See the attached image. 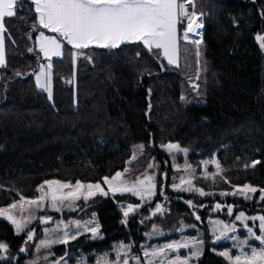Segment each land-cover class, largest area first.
I'll use <instances>...</instances> for the list:
<instances>
[{
    "label": "trees",
    "instance_id": "obj_1",
    "mask_svg": "<svg viewBox=\"0 0 264 264\" xmlns=\"http://www.w3.org/2000/svg\"><path fill=\"white\" fill-rule=\"evenodd\" d=\"M193 1L202 14L203 35L195 47L186 38V17L179 21L177 65L141 42L87 46L77 56L63 42L61 55L51 59V100L34 80L43 57L34 41L42 28L33 2L15 1L13 13L3 21L0 207L21 196H36L37 186L49 178L101 182L124 168L135 143L162 160L159 146L172 142L187 148L193 161L213 156L231 184L254 187L249 200L233 202L264 218V0ZM196 69L203 72L193 87L187 77ZM198 185L228 188L218 175ZM167 194L178 193L167 189ZM119 202L138 199L130 193H97L80 201L95 212L101 237L81 233L53 251L62 255L81 249L92 258L120 242L137 251L146 226L136 215L124 220ZM190 212L172 202L166 215L170 220L165 216L158 223L163 230L176 229L174 220L187 216L197 224ZM23 243V235L0 218V244L5 247L0 256L9 255L0 264H23L25 255H17ZM212 245L205 244L196 264H236ZM130 264L144 263L138 259Z\"/></svg>",
    "mask_w": 264,
    "mask_h": 264
},
{
    "label": "rangeland",
    "instance_id": "obj_2",
    "mask_svg": "<svg viewBox=\"0 0 264 264\" xmlns=\"http://www.w3.org/2000/svg\"><path fill=\"white\" fill-rule=\"evenodd\" d=\"M186 38L194 42L195 47L201 41L197 42L187 35ZM77 55L78 52H75ZM41 56L43 61L34 73V80L37 88L51 100L54 46L51 43L45 45ZM197 56L199 52L196 50L198 59ZM186 60L189 63L191 57ZM3 62L1 38L0 65ZM200 72L203 69H196L187 77L189 85L198 87ZM144 149L143 143H135L124 168L113 176L104 177L101 182L49 178L37 186L36 196H21L13 203L1 206L0 218L7 220L15 232L24 237L19 249L25 255L23 264H130L138 259L144 264H196V258L208 242L213 244L212 249L216 253L232 263L264 264V218L260 214L247 213L239 208L241 204L233 202V198L249 200L254 187L231 184L222 175V169L218 168L213 156L193 161L188 157L187 148L176 143L159 146L165 154L162 160ZM210 165L214 166L213 170L209 169ZM215 175L220 176L228 188L212 190L198 185L204 178ZM158 178H161L159 184ZM167 179H170L169 184ZM167 189L178 193L175 195L183 193L182 196L193 202L189 210L197 217V224L185 216L174 220L178 228L168 226L163 230L158 218L169 215L172 202H175V195L167 194ZM97 193H130L138 199V203L119 202L124 220L136 215L146 226L145 239L138 245L137 251L129 243L120 242L110 251L95 254L92 258H88L81 249L62 255L55 253L53 246L67 243L81 233H88L93 238L101 237L95 212L85 204H79ZM205 198L208 201H204ZM158 202L161 203L160 211L149 217ZM169 216H166V221L170 220ZM35 224H38L36 229L33 228ZM0 258L7 260L9 255L3 253Z\"/></svg>",
    "mask_w": 264,
    "mask_h": 264
},
{
    "label": "crops",
    "instance_id": "obj_3",
    "mask_svg": "<svg viewBox=\"0 0 264 264\" xmlns=\"http://www.w3.org/2000/svg\"><path fill=\"white\" fill-rule=\"evenodd\" d=\"M16 0H0V39L4 18ZM42 30L35 37L40 51L51 43L55 57L63 42L76 49L141 42L157 48L168 64L179 63V21L187 18L183 0H31ZM54 41V44H52ZM53 57V58H55Z\"/></svg>",
    "mask_w": 264,
    "mask_h": 264
},
{
    "label": "built area",
    "instance_id": "obj_4",
    "mask_svg": "<svg viewBox=\"0 0 264 264\" xmlns=\"http://www.w3.org/2000/svg\"><path fill=\"white\" fill-rule=\"evenodd\" d=\"M185 2L190 7L187 16L188 25L186 26V34L198 42L203 35L202 14L195 9L193 0H185ZM194 23L196 25H193Z\"/></svg>",
    "mask_w": 264,
    "mask_h": 264
},
{
    "label": "water",
    "instance_id": "obj_5",
    "mask_svg": "<svg viewBox=\"0 0 264 264\" xmlns=\"http://www.w3.org/2000/svg\"><path fill=\"white\" fill-rule=\"evenodd\" d=\"M173 201L182 204L184 206H186L188 209L192 208L193 206V202H191L190 200H187L184 196L182 195H175L173 197ZM161 209V203L158 202L156 208L152 209L150 211L149 217H152L155 213L159 212ZM1 250H4V248H1ZM20 254H23V250L21 249Z\"/></svg>",
    "mask_w": 264,
    "mask_h": 264
},
{
    "label": "flooded vegetation",
    "instance_id": "obj_6",
    "mask_svg": "<svg viewBox=\"0 0 264 264\" xmlns=\"http://www.w3.org/2000/svg\"><path fill=\"white\" fill-rule=\"evenodd\" d=\"M37 226H38V224H35V225L33 226V228H34V229H36V228H37ZM1 248H4V249H5V247H4V246H0V249H1ZM17 255H19V254L17 253Z\"/></svg>",
    "mask_w": 264,
    "mask_h": 264
},
{
    "label": "bare ground",
    "instance_id": "obj_7",
    "mask_svg": "<svg viewBox=\"0 0 264 264\" xmlns=\"http://www.w3.org/2000/svg\"><path fill=\"white\" fill-rule=\"evenodd\" d=\"M193 25H196V23H194Z\"/></svg>",
    "mask_w": 264,
    "mask_h": 264
}]
</instances>
